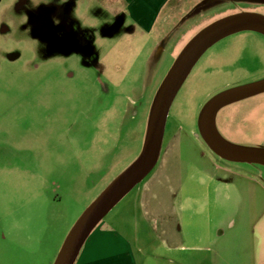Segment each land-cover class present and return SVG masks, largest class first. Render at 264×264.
Masks as SVG:
<instances>
[{"label": "rangeland", "instance_id": "rangeland-1", "mask_svg": "<svg viewBox=\"0 0 264 264\" xmlns=\"http://www.w3.org/2000/svg\"><path fill=\"white\" fill-rule=\"evenodd\" d=\"M167 11L148 35L123 0H0V264H54L82 213L139 156L183 48L227 15L264 14V0H187ZM262 80L263 31L214 43L175 96L163 149L188 134L219 165L264 178V165L220 157L199 129L215 95ZM216 126L231 144L264 149V92L223 107Z\"/></svg>", "mask_w": 264, "mask_h": 264}, {"label": "crops", "instance_id": "crops-1", "mask_svg": "<svg viewBox=\"0 0 264 264\" xmlns=\"http://www.w3.org/2000/svg\"><path fill=\"white\" fill-rule=\"evenodd\" d=\"M182 1L123 0L132 25L148 35ZM193 142L178 133L162 147L153 169L92 230L74 264H264V178L219 165Z\"/></svg>", "mask_w": 264, "mask_h": 264}, {"label": "water", "instance_id": "water-1", "mask_svg": "<svg viewBox=\"0 0 264 264\" xmlns=\"http://www.w3.org/2000/svg\"><path fill=\"white\" fill-rule=\"evenodd\" d=\"M251 29L264 32V14L242 11L227 15L203 28L187 43L156 93L139 156L82 213L64 240L54 264H74L92 230L156 165L175 96L205 51L227 35ZM263 92L264 80L222 91L206 104L200 115L199 129L204 141L217 155L234 162L264 165V149L231 144L221 137L216 126L217 115L223 107Z\"/></svg>", "mask_w": 264, "mask_h": 264}, {"label": "flooded vegetation", "instance_id": "flooded-vegetation-1", "mask_svg": "<svg viewBox=\"0 0 264 264\" xmlns=\"http://www.w3.org/2000/svg\"><path fill=\"white\" fill-rule=\"evenodd\" d=\"M69 42H70V43H73V40H72V39H70V40H69Z\"/></svg>", "mask_w": 264, "mask_h": 264}]
</instances>
